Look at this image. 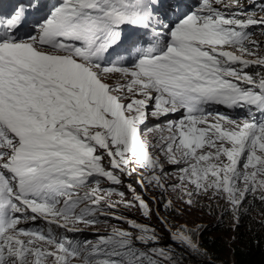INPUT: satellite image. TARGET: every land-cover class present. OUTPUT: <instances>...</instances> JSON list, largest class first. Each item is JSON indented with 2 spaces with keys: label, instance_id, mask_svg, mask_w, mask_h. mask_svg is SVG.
<instances>
[{
  "label": "snow or ice",
  "instance_id": "6c2138e0",
  "mask_svg": "<svg viewBox=\"0 0 264 264\" xmlns=\"http://www.w3.org/2000/svg\"><path fill=\"white\" fill-rule=\"evenodd\" d=\"M214 3L221 0H202L171 29L165 45L138 49L131 68L103 67L100 58L125 43L117 31L121 24L147 26L150 0H62L39 25L38 36L22 42L11 38L22 8L0 22V264H144L146 254L134 251L125 230L81 245L53 236L51 229L19 227L22 219L69 231L95 223L90 212L108 193L101 195L98 182L88 188L89 178L119 184L113 170L131 174L133 164L148 170L156 187L183 190L188 204L193 191L209 190L225 194L233 209L249 192L259 191L264 201V122L239 123L206 110L218 103L264 112V77L259 91L228 79L254 82L232 64L264 65V59L243 58L253 54L246 42L256 43L245 29L264 26V18H226ZM115 73L123 82L113 85L108 81ZM153 100L152 117L180 109L184 116L148 128L159 133L150 143L141 126ZM98 150L110 158L112 170L102 166ZM163 160L183 166L173 175ZM140 206L147 208L143 200ZM128 223L141 229L137 240H156L148 228ZM179 238L197 248L183 232Z\"/></svg>",
  "mask_w": 264,
  "mask_h": 264
},
{
  "label": "rangeland",
  "instance_id": "374dc122",
  "mask_svg": "<svg viewBox=\"0 0 264 264\" xmlns=\"http://www.w3.org/2000/svg\"><path fill=\"white\" fill-rule=\"evenodd\" d=\"M6 1L4 2V6L9 5ZM33 1L38 3L37 0ZM46 1L48 3L46 14L48 15L54 10L55 6H58L59 3L62 2V0ZM172 2L174 6H172ZM262 2V5H264V0H262ZM150 3L153 6L151 8L152 15L148 22V26L151 28L155 40L151 41L148 47L156 45L157 42L161 45H165L170 39L169 33L171 29L174 28L181 19L196 11L200 7L202 0H150ZM233 3V0H221L220 4L214 3L213 6L224 13L226 18H238L242 20H246L249 17L255 19L264 18V7L260 6V0H239V3L236 5H233ZM39 25L36 23L32 25L33 32H38ZM126 30L127 29L121 24L120 30H118L120 36L123 37L121 32L126 34ZM245 31L249 34L250 41H255L256 43L252 44L246 42L245 46L249 48L253 54H245L243 58L248 60L264 59V26L250 25ZM30 37L32 36H28L16 42L24 41ZM115 46L116 44L108 49L114 50ZM127 48L128 50H124V54H113L111 60H106L102 55L100 58L102 66L115 64L117 67L131 68L135 61H122V59H124L127 54L134 56L138 49L145 48L140 45H130V47L128 46ZM225 50L236 51V49L233 48H226ZM237 54L240 53L237 52ZM116 60L121 61L118 63L115 62ZM250 65L251 64L244 67L237 62L233 63L232 67L236 69L243 67V72H264V65L252 64L254 66L251 69ZM228 79H231L233 83H237L241 88H250L254 91H259L258 84L260 78L253 80L254 82L252 84L237 81L233 78ZM108 82L115 85L112 76ZM154 104V100L150 102L147 109L148 118L145 124L141 126L142 139L150 143L155 142V138L159 133H149L147 131L148 128H155L157 125L164 127L169 121H179L184 116V110L180 109L177 112H170L159 118L152 117L151 112L154 108ZM206 110H211L214 114L219 113L227 116L239 123L245 121H255L257 123L264 122V112L247 104L228 107L218 103H211L206 106ZM165 135H167V132H165ZM97 154L103 157L102 166L105 170H112L110 158L107 154L103 150H98ZM158 154L159 153H157V155ZM162 162L164 163L165 171L173 175H175L179 167L183 166L182 164L169 165L166 160ZM132 167L136 170L131 174H128L127 171L119 172L118 170H113L121 181L119 184L108 181L106 178L100 177L99 175H94L89 178L88 188L96 187L98 182V186L102 190L101 195H104L105 192L108 193V195L95 206V209L90 212L89 218L94 220L95 223L87 225L78 223L74 226L77 230L69 231L65 228L58 227L56 224H48L43 219H37L35 222L31 220L24 221L22 219L19 227L25 229L39 227L45 232L51 229L53 236L57 238L66 237L69 241L81 245L85 242L95 244L100 237L111 234L113 229L125 230L131 233L134 251L144 252L146 254L144 264H151L153 260L156 261V264H183L185 259L181 256H179V259L174 258L173 260H169L168 256H159L158 253L161 252L160 250H163V252L170 250L175 254L176 251H178V247L175 244L184 243L179 238V233L181 232L190 236L192 242L197 245L196 249L192 248L193 250L202 252L198 244L199 232L205 225H211L216 221L224 224V226L228 228V230L220 232L211 231L214 235L220 236L222 243L226 244V247H221L222 252L219 253L220 258L218 259L231 262L234 259L233 246L236 244L235 225L239 224L242 217L254 219L260 223L258 226L264 227V201L260 199L261 193L259 191L256 193L249 192L238 209H233L230 206L225 194H214L211 190L206 193L201 191L199 194L193 191L191 197L192 203L188 204L186 201L189 197L183 190H173L171 187L164 189L158 188L153 183L148 182L146 178L148 170L135 164H133ZM141 180H143V183H140ZM174 182L177 184L180 183L178 180ZM188 188L190 191L193 190V186L191 185H189ZM121 193H123L122 196ZM140 200H143L147 205L146 209L141 208ZM85 203L88 202L86 201ZM83 206V204L80 205V207ZM129 221L148 228V234H154L156 240H150L148 242L137 240L136 237L142 234L141 229L130 225L128 223ZM70 227L72 226L70 225ZM209 228L211 229V227ZM205 256L208 257V254ZM73 264H82V260L76 259L73 261Z\"/></svg>",
  "mask_w": 264,
  "mask_h": 264
},
{
  "label": "trees",
  "instance_id": "16d2710c",
  "mask_svg": "<svg viewBox=\"0 0 264 264\" xmlns=\"http://www.w3.org/2000/svg\"><path fill=\"white\" fill-rule=\"evenodd\" d=\"M233 2V5H236L239 3V0H233ZM260 2V6L264 7V5H262V0H260ZM253 66L254 65L251 64L250 69ZM244 73L254 77L253 80H257L264 76V72L262 71H257L255 73L248 71ZM258 224L260 223L254 219L242 217L239 224L235 225L236 244L233 246L234 259L231 262L218 259L220 258L219 253L222 252L221 247H226V244L222 243L220 236L214 235L211 231L220 232L228 230L224 224L218 221L213 222L211 225H205L203 229L200 230L198 244L202 252L193 250L186 243H179L175 244L178 247V251H176L175 254L178 255L173 254L174 252L170 250L164 251L163 254L160 252L158 255L168 256L169 260H173L174 258L179 259V256H181L185 259L183 264H264V227L258 226ZM209 227H211V229ZM207 254L208 257L205 256Z\"/></svg>",
  "mask_w": 264,
  "mask_h": 264
},
{
  "label": "bare ground",
  "instance_id": "6f19581e",
  "mask_svg": "<svg viewBox=\"0 0 264 264\" xmlns=\"http://www.w3.org/2000/svg\"><path fill=\"white\" fill-rule=\"evenodd\" d=\"M38 1V11H37V18H36V22L38 19H42L41 21L37 22V23H43V21L47 18L48 14H46L47 9H48V3L46 0H37ZM174 1V0H171ZM173 4V2L171 3ZM174 6V4L172 5ZM9 11H12V8L9 9ZM118 30H120V26L118 28ZM123 34V39L125 40L124 44H120L119 42L116 44L115 49L114 50H109L107 49L102 55L106 60H111V56L113 54L116 53H121L124 54V48L128 47L129 45H140L144 48L148 47V44L151 43V41L155 40L151 28H149L148 24L147 26H143V25H133L131 24V26L129 27V29L126 30V34H124L123 32H121ZM29 36H38V32H30ZM29 39V38H28ZM26 39V40H28ZM25 41V40H24ZM133 41H135V43H133ZM22 42V41H21ZM139 59L137 53L134 56H130V55H126L124 57V59H122V61L125 60H129L132 61L134 60L135 62H137V60ZM121 61V60H120ZM119 60H116L115 62H120ZM113 65H109V66H103V67H110ZM112 78H113V82L116 84L117 82H123L121 74L120 73H115L112 74ZM210 112H212L211 110H209Z\"/></svg>",
  "mask_w": 264,
  "mask_h": 264
},
{
  "label": "clouds",
  "instance_id": "9594fccd",
  "mask_svg": "<svg viewBox=\"0 0 264 264\" xmlns=\"http://www.w3.org/2000/svg\"><path fill=\"white\" fill-rule=\"evenodd\" d=\"M31 1H33V0H31ZM37 3V2H36ZM38 4V3H37ZM117 31H118V29H117Z\"/></svg>",
  "mask_w": 264,
  "mask_h": 264
}]
</instances>
